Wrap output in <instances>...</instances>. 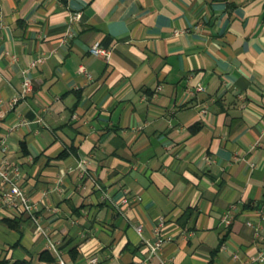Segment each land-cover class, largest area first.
<instances>
[{
    "label": "crops",
    "instance_id": "obj_1",
    "mask_svg": "<svg viewBox=\"0 0 264 264\" xmlns=\"http://www.w3.org/2000/svg\"><path fill=\"white\" fill-rule=\"evenodd\" d=\"M97 41L110 60L89 51ZM26 69L33 93L12 107ZM5 160L68 264H264L251 260L264 248V0H0ZM2 260L58 264L10 211Z\"/></svg>",
    "mask_w": 264,
    "mask_h": 264
},
{
    "label": "built area",
    "instance_id": "obj_2",
    "mask_svg": "<svg viewBox=\"0 0 264 264\" xmlns=\"http://www.w3.org/2000/svg\"><path fill=\"white\" fill-rule=\"evenodd\" d=\"M82 11H72L69 14L68 19V27L63 35L62 41L66 42L72 37L76 35V24L82 18ZM89 51L96 56H103L105 59L110 60L112 57V50L104 45H102L99 41L95 42L89 47ZM37 61H41L38 59ZM37 61H34L33 64H36ZM80 72L84 73L87 77H91V73L87 70L84 64H81L79 67ZM162 86H159L158 89H161ZM33 82L31 76L28 74V70H24L22 85L19 92L13 96L11 99V106L14 107L22 100H25L33 93ZM205 90L204 86H189L187 88L188 93L195 94L196 92H201ZM206 112L207 110L204 108L202 110ZM26 120H23V123H26ZM89 159L83 157L79 159L77 164V169L80 172V175L86 174L88 172ZM254 166V164H251ZM21 173V168L19 165L9 164L7 160L3 163H0V220L4 216L5 212H17L20 214H24L28 218H30L36 227V230L45 236L47 239V243L49 248L52 250L55 255L58 264H68L66 259L64 258L61 249L59 248V243L55 242L48 232L45 230L40 215V208L38 202L33 199L30 195L27 194L25 189L19 182V176ZM135 199V198H134ZM137 200L140 197L136 198ZM131 200L129 197L124 196L122 198L123 203H129ZM237 212L236 203L231 204V206L225 211L223 216V222L226 226H230L235 219ZM261 220H264V210L260 211ZM165 218H160L158 225L156 226L155 233V242L151 246V254H156L162 247L165 242L164 237L161 235L162 226L164 225ZM247 224L254 228L256 234H260L262 224L253 223L251 220L247 221ZM137 230L140 232L142 230V226H137ZM252 261L255 262H264V248L260 249L258 253L251 258ZM83 264H100V258L98 255L90 256L87 261Z\"/></svg>",
    "mask_w": 264,
    "mask_h": 264
},
{
    "label": "trees",
    "instance_id": "obj_3",
    "mask_svg": "<svg viewBox=\"0 0 264 264\" xmlns=\"http://www.w3.org/2000/svg\"><path fill=\"white\" fill-rule=\"evenodd\" d=\"M63 153H65V155L67 154L66 151H64ZM63 153L61 154L62 156H63ZM7 221H8V219H7ZM9 221L11 222L10 226L15 227V228L18 227V222H16L15 220H9ZM222 241H224V239ZM46 255L47 254L45 253V254L42 255V257H44ZM50 259H53V258L50 257ZM0 264H31V263L29 261H27V260H17V261H14L12 263L7 261V260H2V261H0Z\"/></svg>",
    "mask_w": 264,
    "mask_h": 264
}]
</instances>
